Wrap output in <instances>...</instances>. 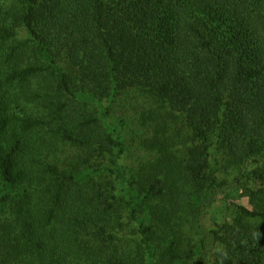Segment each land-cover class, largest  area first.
Listing matches in <instances>:
<instances>
[{
    "label": "trees",
    "instance_id": "trees-1",
    "mask_svg": "<svg viewBox=\"0 0 264 264\" xmlns=\"http://www.w3.org/2000/svg\"><path fill=\"white\" fill-rule=\"evenodd\" d=\"M190 260L264 264V0H0V264Z\"/></svg>",
    "mask_w": 264,
    "mask_h": 264
},
{
    "label": "rangeland",
    "instance_id": "rangeland-1",
    "mask_svg": "<svg viewBox=\"0 0 264 264\" xmlns=\"http://www.w3.org/2000/svg\"><path fill=\"white\" fill-rule=\"evenodd\" d=\"M30 58H31L30 52H27L26 54H24V58H23L24 63L22 62V64H26ZM155 107H157V105L155 106L151 102L147 103V108L138 112L137 117L143 116V113H145L149 117L150 112H151L150 109H153ZM154 111L156 113H158L157 110H154ZM122 114H126V111L116 110V115L113 114L112 120L114 121V120L119 119L118 116L121 117ZM165 114H166V116H165ZM165 114L163 115L165 117L161 116L160 114L156 115L155 119H153V121H152V124L156 127L157 126L159 127L160 125H162L164 123L163 118H166V119H168V121L170 123H175V124H171L170 127H173V128L176 127L177 124H176L175 120L180 119L178 117V115H175V117H176L175 118V117H173V115L169 111L165 112ZM132 126L136 127L135 123H133L131 125V128L129 127L128 130L125 131V138L127 141L128 152H127V154H125V156L122 159L123 163L128 168H131L134 166L135 158H137L139 155L138 152L139 153L143 152V150L141 151L140 140L142 141V139H144L145 136H150L151 133L153 132V131H151L150 128H148L147 131H145V132L140 131L138 133H135V131L130 130L133 128ZM75 150H77V149H75ZM75 150H73L72 154L77 153V151H75ZM230 171H232V170L230 169ZM234 201L239 202V203L242 202V203L248 205V199L246 197L241 198V197H239V195H237L236 198L234 197ZM225 204H227V203L224 201V199H221L218 203L215 204V206L212 207V210H210V212L208 213V217H209L210 222H212V219H216V218L219 219V221H224V222L226 220H228L229 218H231V213L229 210H227V207ZM127 229H128V231L132 230L130 225H128ZM182 231H183L182 235H178L179 238L181 237L180 242L182 244L181 245L182 248L187 249V250H191V248L194 249L196 243L199 241V238H200V235L198 233L197 228H195L194 223L193 222L189 223L187 220H185V226H184ZM159 235L163 236L162 233H160ZM160 242H161V239L159 238L158 243H160ZM122 247H123V250H125V251L127 250V252H129V253H134V255L139 257L138 238H135L132 240L130 238H128L127 242L122 243ZM161 251H163V247H162ZM185 264H199V262L197 260H190Z\"/></svg>",
    "mask_w": 264,
    "mask_h": 264
}]
</instances>
